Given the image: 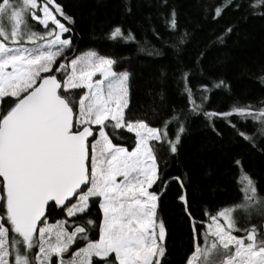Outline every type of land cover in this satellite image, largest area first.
Masks as SVG:
<instances>
[{"label": "snow or ice", "instance_id": "snow-or-ice-1", "mask_svg": "<svg viewBox=\"0 0 264 264\" xmlns=\"http://www.w3.org/2000/svg\"><path fill=\"white\" fill-rule=\"evenodd\" d=\"M258 6L264 0L250 5ZM30 20L44 30L33 31ZM73 23L57 0H0V264H164L167 225L157 213L166 181L156 152L167 143L176 153L184 124L180 122L172 139L166 130L132 119L130 74L114 69V58L94 51L70 61L65 55L73 50ZM166 25L178 28L174 9ZM110 35L135 40L119 26ZM37 39L44 44L37 45ZM184 42L181 37L179 43ZM97 74L100 79L94 80ZM188 77L184 70L191 112L203 114L213 130L214 116L236 129L228 120L235 112L245 120L259 118L257 130L264 136V110L206 111L207 94L225 82L202 86L197 101ZM74 89L87 91L77 101V94L69 91ZM108 128L134 133L131 150L113 143ZM237 132L254 142L248 133ZM173 179L193 245L185 264H216L214 256L221 249L219 264H264V229L258 238L257 227L241 224L232 208L197 217L182 177ZM245 180L246 200L239 207L246 216L253 210L264 216V198L256 199L254 182L247 176ZM94 211L102 215L93 216ZM57 214L63 218L50 225Z\"/></svg>", "mask_w": 264, "mask_h": 264}, {"label": "trees", "instance_id": "trees-1", "mask_svg": "<svg viewBox=\"0 0 264 264\" xmlns=\"http://www.w3.org/2000/svg\"><path fill=\"white\" fill-rule=\"evenodd\" d=\"M57 2L74 20L73 50L65 53L69 60L89 51L114 58L117 61L114 69L130 74L128 97L132 119L166 130L172 139L180 122L184 124L177 152L171 153L168 144L161 143L156 155L160 175L166 181L157 213L167 225L164 264H185L193 245L188 220L176 198L178 182L173 177H182L187 185L191 211L197 217L208 210L219 211L240 204L244 198L239 180L242 174L254 180L256 192L264 198V136L257 130L259 118L253 120L249 116L245 120L235 112L228 120L236 129L223 117L214 116L211 118L213 130L203 114L191 112L182 74L184 70L189 71L188 80L197 101L198 89L202 90V86L211 88L213 81L225 82L207 94L203 106L206 111L228 112L233 107H247L253 112L264 110V82L261 80L264 77V14H261L264 6L250 7L258 0ZM236 4L240 7L236 8ZM217 8L221 9L219 16ZM173 9L178 23L175 31L166 25ZM29 22L36 32L44 30L38 23ZM117 26L125 35L131 31L135 40L111 37ZM220 36H223L222 41L218 39ZM181 37L183 44L179 43ZM69 91L77 94V101L79 94L85 92L84 89ZM165 121H168L166 127ZM237 129L251 135L254 142L240 136ZM106 131L113 143L131 150L134 134L124 128ZM236 160L242 164L237 165ZM95 215L102 213L94 211ZM62 218L57 214L48 223L56 224ZM253 225L259 237V231L264 228V216L260 215V219L248 227ZM235 235L246 238L243 232ZM91 236L98 239L95 232Z\"/></svg>", "mask_w": 264, "mask_h": 264}, {"label": "rangeland", "instance_id": "rangeland-1", "mask_svg": "<svg viewBox=\"0 0 264 264\" xmlns=\"http://www.w3.org/2000/svg\"><path fill=\"white\" fill-rule=\"evenodd\" d=\"M21 2H22V0H21ZM32 21L35 22V23H38V21H34V20H32ZM4 22L7 23L6 20H5ZM28 22H29V21H28ZM29 23H30V22H29ZM38 25H39V23H38ZM40 26L43 28L42 25H40ZM33 31H35V30L33 29ZM36 44H37V45H43V44H44V41H41L40 39H37ZM26 46H31V45H26ZM89 52H93V51H89ZM89 52L82 53V54L78 55V57H77V56H75V57H77V58H82V57H84V56H87ZM97 54H98V53H97ZM98 55H99V54H98ZM69 61H70V60H69ZM93 79H94V80L100 79L99 74H97V76H95ZM84 90H85V92L87 91L86 89H84ZM128 96H129V88H128ZM128 100H129V97H128ZM125 111H126V110H125ZM94 127H95V126H94ZM124 129H126V128H124ZM132 134H134V133H132ZM134 135H135V134H134ZM150 143H151V142H150ZM245 176H247L248 178H250V179L252 180V178H251L249 175H246V174H242V175H240V179H239V180H240V183H241L242 193H243V196H244L243 201H242L240 204H242V203L245 202V200H246L245 187H246L247 181L245 180ZM119 179H120V178L118 177V180H119ZM252 181L254 182V180H252ZM254 186H255V182H254ZM255 188H256V186H255ZM256 191H257V189H256ZM248 195H250V193H249ZM256 199H260V196H259L258 192H256ZM240 204H237V205H235L234 207H229V208H232V209H233V215H234V216H235V215H239V216H240L241 224L246 225V226H249V225H252L253 221H258V220L260 219V215H259L256 211H254V210L252 211V214H251L250 217L244 215L242 209L239 207ZM49 224H50V223H49ZM50 225H53V226H54L55 224H50ZM263 229H264V228H263ZM234 234H235V233H234ZM258 238H259V237H258ZM52 239H53V240L55 239V234H54V233H53ZM230 247H231V246H230ZM224 251H225V250L221 249L220 252L217 253V254L214 256V261L216 262V264H219V261H220L221 259H223L222 253H223ZM233 251H234V249H233Z\"/></svg>", "mask_w": 264, "mask_h": 264}]
</instances>
